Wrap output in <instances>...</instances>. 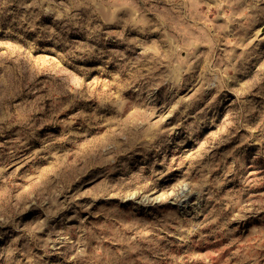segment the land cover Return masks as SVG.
<instances>
[{
  "label": "rangeland",
  "instance_id": "obj_1",
  "mask_svg": "<svg viewBox=\"0 0 264 264\" xmlns=\"http://www.w3.org/2000/svg\"><path fill=\"white\" fill-rule=\"evenodd\" d=\"M0 264H264V0H0Z\"/></svg>",
  "mask_w": 264,
  "mask_h": 264
}]
</instances>
